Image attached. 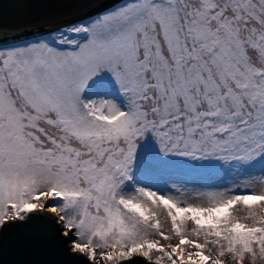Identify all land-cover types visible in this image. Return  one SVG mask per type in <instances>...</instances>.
Listing matches in <instances>:
<instances>
[{
  "label": "snow or ice",
  "instance_id": "1",
  "mask_svg": "<svg viewBox=\"0 0 264 264\" xmlns=\"http://www.w3.org/2000/svg\"><path fill=\"white\" fill-rule=\"evenodd\" d=\"M4 3L0 264H264V0Z\"/></svg>",
  "mask_w": 264,
  "mask_h": 264
},
{
  "label": "water",
  "instance_id": "2",
  "mask_svg": "<svg viewBox=\"0 0 264 264\" xmlns=\"http://www.w3.org/2000/svg\"><path fill=\"white\" fill-rule=\"evenodd\" d=\"M4 7H5V10L9 9L10 6H9V3H8V0H5Z\"/></svg>",
  "mask_w": 264,
  "mask_h": 264
},
{
  "label": "rangeland",
  "instance_id": "3",
  "mask_svg": "<svg viewBox=\"0 0 264 264\" xmlns=\"http://www.w3.org/2000/svg\"><path fill=\"white\" fill-rule=\"evenodd\" d=\"M229 183H231V181H229ZM243 188V184H241V186H240V189H242ZM240 189H237V191H240Z\"/></svg>",
  "mask_w": 264,
  "mask_h": 264
}]
</instances>
